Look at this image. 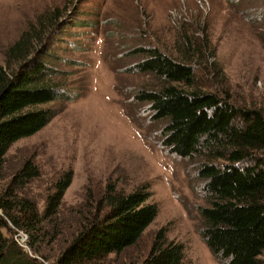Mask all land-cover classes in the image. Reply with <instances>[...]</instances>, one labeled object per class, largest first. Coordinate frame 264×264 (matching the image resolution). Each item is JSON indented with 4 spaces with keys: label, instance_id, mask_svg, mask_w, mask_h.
Listing matches in <instances>:
<instances>
[{
    "label": "rangeland",
    "instance_id": "obj_1",
    "mask_svg": "<svg viewBox=\"0 0 264 264\" xmlns=\"http://www.w3.org/2000/svg\"><path fill=\"white\" fill-rule=\"evenodd\" d=\"M44 15L61 19L47 40L53 56L48 62L62 72L56 80L66 89L45 106L56 112L50 124L16 143L6 163V181L28 160L36 163L42 176L25 195L41 209L54 183L73 172L63 199L61 236L42 253L53 264L76 230L71 214L114 182L126 193L148 188V203L159 208L120 260H144L157 232L165 229L170 240L184 245L187 264H219L200 235L198 207L206 203L196 163L171 155L163 145V123L153 122L149 105L134 99L136 91L157 82L130 68L142 59L134 53L139 47L177 58L187 35L205 58L215 51L225 75L213 78L211 69L198 70L202 89L216 91L218 79L236 105L264 110V0H0L1 65L8 49ZM13 236L19 244L27 241L22 231L13 229Z\"/></svg>",
    "mask_w": 264,
    "mask_h": 264
},
{
    "label": "trees",
    "instance_id": "obj_2",
    "mask_svg": "<svg viewBox=\"0 0 264 264\" xmlns=\"http://www.w3.org/2000/svg\"><path fill=\"white\" fill-rule=\"evenodd\" d=\"M59 20L56 15L39 17L8 49L5 64H0V264H50L42 253L44 245L60 238L64 224L60 218L72 171L54 183L43 209L25 195L42 176L32 159L6 181L10 150L50 124L56 112L45 106L56 101L65 87L56 80L62 72L48 62L53 56L47 40ZM192 42L184 36L177 58L155 47L136 49L142 59L130 70L149 74L157 85L136 91L134 99L149 105L153 122L163 123L162 142L168 152L196 163L206 203L198 207L200 235L211 254L219 264H260L264 110L236 105L218 79L216 91L202 89L198 70L211 69L213 78L225 75L215 51L207 52L212 60L207 65L208 59ZM204 44L208 51L209 39ZM195 58L200 60L194 63ZM150 197L146 187L126 193L114 182L106 185L99 199L90 194L82 207L74 208L71 218L76 230L64 240L53 264H187L184 245L170 240L165 229L157 232L144 260H120L158 216V206L148 203ZM13 229L27 235L25 247L30 252L14 238Z\"/></svg>",
    "mask_w": 264,
    "mask_h": 264
},
{
    "label": "built area",
    "instance_id": "obj_3",
    "mask_svg": "<svg viewBox=\"0 0 264 264\" xmlns=\"http://www.w3.org/2000/svg\"><path fill=\"white\" fill-rule=\"evenodd\" d=\"M26 238H27V236H26ZM24 244H25V243H24ZM24 244L21 243L22 246H24Z\"/></svg>",
    "mask_w": 264,
    "mask_h": 264
},
{
    "label": "bare ground",
    "instance_id": "obj_4",
    "mask_svg": "<svg viewBox=\"0 0 264 264\" xmlns=\"http://www.w3.org/2000/svg\"><path fill=\"white\" fill-rule=\"evenodd\" d=\"M37 1V0H36ZM24 5H27V4H24Z\"/></svg>",
    "mask_w": 264,
    "mask_h": 264
}]
</instances>
